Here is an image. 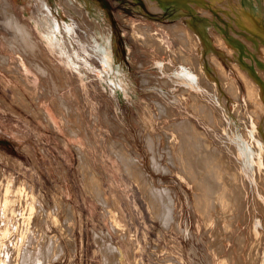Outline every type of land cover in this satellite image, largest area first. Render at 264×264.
I'll return each instance as SVG.
<instances>
[{"label":"rangeland","instance_id":"1","mask_svg":"<svg viewBox=\"0 0 264 264\" xmlns=\"http://www.w3.org/2000/svg\"><path fill=\"white\" fill-rule=\"evenodd\" d=\"M47 4L0 0V264H264V0Z\"/></svg>","mask_w":264,"mask_h":264},{"label":"crops","instance_id":"2","mask_svg":"<svg viewBox=\"0 0 264 264\" xmlns=\"http://www.w3.org/2000/svg\"><path fill=\"white\" fill-rule=\"evenodd\" d=\"M15 8V17L19 20L20 23L26 25L28 28H32L35 32L43 34V40L47 42V45L52 46V38L47 35L50 32L55 30L48 29V20L49 18L55 22L57 27L60 26L59 14H49L48 9V0H11ZM18 1L24 2L25 5H17ZM44 3L43 9L38 11V6L41 8V3ZM54 45V44H53Z\"/></svg>","mask_w":264,"mask_h":264},{"label":"bare ground","instance_id":"3","mask_svg":"<svg viewBox=\"0 0 264 264\" xmlns=\"http://www.w3.org/2000/svg\"><path fill=\"white\" fill-rule=\"evenodd\" d=\"M14 26H16V24H14ZM17 26H18V25H17ZM17 26H16V27H17ZM16 27H15V28H16ZM17 28H18V27H17ZM19 28H20V27H19ZM19 28H18V29H19ZM20 30H22V28H21ZM20 32H22V31H20ZM23 32H24V31H23ZM23 32H22V33H23ZM18 33H19V32H18ZM19 34H20V33H19ZM21 35H24V34H21ZM22 38H23V37H22ZM25 39H26V38H25ZM25 39H24V40H25ZM230 86H231V85H230ZM234 90H235V89H234ZM233 92H234V91H233ZM197 137H198V136H197ZM191 138H192V136H191ZM191 138H190V140H191ZM195 139H196V138H195ZM183 141H185V140H183ZM191 141H193V139H192ZM186 143H187V142H186ZM202 144H204V143H202ZM183 148L186 149V147H183ZM183 148H182V151H183ZM194 150H195V149H194ZM207 151H208V150H207ZM188 152H189V149H188ZM196 152H197V151H196ZM180 153H181V152H180ZM182 153H183V152H182ZM184 153H185V151H184ZM191 153H192V152H191ZM199 153H200V152H199ZM178 154H179V153H178ZM189 155H190V154H189ZM180 156H181V155H180ZM200 156H201V155H200ZM213 156H214V155H213ZM189 157H190V156H189ZM203 157H205V154H204ZM183 158H185V157H183ZM192 158H193V157H192ZM197 158H198V157H197ZM180 159H181V158H180ZM188 159H189V158H188ZM194 159H195V158H194ZM201 159H203V158H201ZM201 159H199V160H201ZM195 160H197V159H195ZM203 160H204V159H203ZM193 161H194V160H193ZM219 161H220V160H219ZM219 161H218V162H219ZM194 162H196V161H194ZM194 162H193V163H194ZM180 163H181V162H180ZM203 163H205V162L203 161ZM198 164H200V163H197V165H198ZM192 165H194V164H192ZM195 165H196V164H195ZM206 165H207V164H206ZM221 165L224 166V164H222V163H221ZM181 166H182V165H181ZM199 166H201V165H199ZM207 166H208V165H207ZM202 167H203V166H202ZM182 169H183V168H182ZM194 169H195V168H194ZM194 169H193V170H194ZM199 169H200V168H199ZM218 169H219V168H218ZM211 170H212V171H215V170H213V168H212ZM211 170H210V171H211ZM219 170H220V169H219ZM184 171H185V170H184ZM212 171H211V172H212ZM193 172H194V171H193ZM195 172H196V171H195ZM208 172H209V171H208ZM211 172H210V174H212ZM227 173H228V172H227ZM210 174H209V175H210ZM219 174H220V173H219ZM205 175H206V177H205ZM213 175H214V173H213ZM210 176H212V175H210ZM197 177H198V179H199V181H200V183H201V185H202V187H203V189H204V193H203V195L201 196V199H200V200H201V203H200V205H201V210H202L203 213H206V212H207V209H208V201L210 200V199H209L210 197L208 198V196L210 195V193H212V189H211L212 187H211V184H210L211 182H210V180H209V177H208L207 173H206V174H205V173H201V174H199ZM213 177H215V176H213ZM220 177H222V176H220ZM218 178H219V176H218ZM211 181H212V180H211ZM218 181H219V184L222 183V182H221V179H220V180L218 179ZM218 181H217V182H218ZM220 182H221V183H220ZM217 184H218V183H217ZM212 185H214V184H212ZM219 186H220V185H219ZM222 186H224L223 183H222ZM213 187H214V186H213ZM215 187H216V186H215ZM215 187H214V188H215ZM218 188H219V187H218ZM220 188H221V187H220ZM196 191H197V190H196ZM214 191H215V190H214ZM220 192H221V190H220ZM220 192H219V193L217 192V193L220 194ZM215 194H216V193H215ZM218 194H217L216 196H219ZM220 195H221V194H220ZM199 196H200V195H199ZM212 197H214V196H212ZM219 198H221V197H219ZM219 198H217V199H219ZM221 199H224V198H221ZM221 199H220V200H221ZM222 201H223V200H222ZM224 201H225V200H224ZM224 201H223V202H224ZM209 202H210V201H209ZM100 203H101V202H100ZM224 203H225V202H224ZM212 207H213V206H212ZM214 208H215V207H214ZM209 209H211V208L209 207ZM206 215H207V214H206ZM207 221H208V220H207ZM257 244H258V241H257V242H256V240H253V241H252V246H253V247L256 246ZM253 247H252V248H253ZM27 251H28V250H27ZM27 251H26V252H27ZM26 252H25V261H24L23 264H27V263H25V262H26L27 259L29 258V254H30V253H29V254H26ZM28 252H29V251H28ZM32 252H33V251H32ZM119 254H120V253H119ZM37 255H38V254H37ZM43 255H44V254H43ZM250 255H251V254H250ZM6 256L9 257L8 259H10V256H11V255H10V253H7V252H6ZM250 257H252V256H250ZM4 258H5V257H4ZM29 259H30V258H29ZM29 259H28V260H29ZM248 262H249V261H248Z\"/></svg>","mask_w":264,"mask_h":264}]
</instances>
